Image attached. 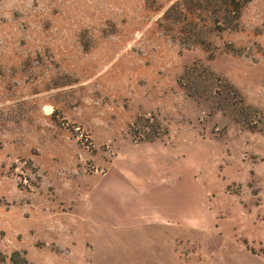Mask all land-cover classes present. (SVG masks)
<instances>
[{"label":"rangeland","instance_id":"rangeland-1","mask_svg":"<svg viewBox=\"0 0 264 264\" xmlns=\"http://www.w3.org/2000/svg\"><path fill=\"white\" fill-rule=\"evenodd\" d=\"M241 3L0 0L5 264H264V0ZM141 143L192 165L199 224L174 258L93 253L92 191Z\"/></svg>","mask_w":264,"mask_h":264},{"label":"crops","instance_id":"crops-1","mask_svg":"<svg viewBox=\"0 0 264 264\" xmlns=\"http://www.w3.org/2000/svg\"><path fill=\"white\" fill-rule=\"evenodd\" d=\"M100 178L86 210L93 253L114 244L122 258H174L183 231L199 224L204 194L192 165L184 166L173 148L125 147Z\"/></svg>","mask_w":264,"mask_h":264},{"label":"trees","instance_id":"trees-1","mask_svg":"<svg viewBox=\"0 0 264 264\" xmlns=\"http://www.w3.org/2000/svg\"><path fill=\"white\" fill-rule=\"evenodd\" d=\"M248 1L250 0H243V3L241 4L244 6V4L247 3ZM10 260L14 264H29L27 259L24 257V255L18 251H15L11 254ZM5 262H6V256L3 253H0V264H5Z\"/></svg>","mask_w":264,"mask_h":264}]
</instances>
